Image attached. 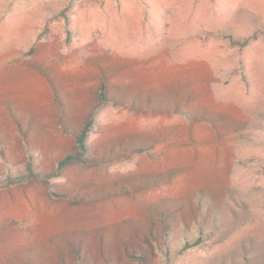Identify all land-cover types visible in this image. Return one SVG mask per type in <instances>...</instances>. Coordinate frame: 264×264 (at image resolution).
<instances>
[{
    "label": "rangeland",
    "instance_id": "rangeland-1",
    "mask_svg": "<svg viewBox=\"0 0 264 264\" xmlns=\"http://www.w3.org/2000/svg\"><path fill=\"white\" fill-rule=\"evenodd\" d=\"M0 264H264V0H0Z\"/></svg>",
    "mask_w": 264,
    "mask_h": 264
},
{
    "label": "trees",
    "instance_id": "trees-1",
    "mask_svg": "<svg viewBox=\"0 0 264 264\" xmlns=\"http://www.w3.org/2000/svg\"><path fill=\"white\" fill-rule=\"evenodd\" d=\"M104 88V87H102ZM89 127L90 124H87L86 127L83 129V132L81 133V135L78 137V144H79V148L83 153H85L87 147H86V139H87V134L89 132ZM77 156H73V155H69L67 157H65L62 161H60L59 163V169L62 170L63 168H65L66 166L70 165V163L76 159ZM33 177V176H32ZM18 183H24V180L19 181ZM191 246H187V248H190Z\"/></svg>",
    "mask_w": 264,
    "mask_h": 264
}]
</instances>
